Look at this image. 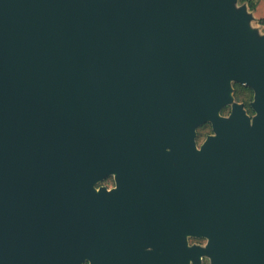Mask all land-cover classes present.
<instances>
[{
	"label": "water",
	"instance_id": "95a60500",
	"mask_svg": "<svg viewBox=\"0 0 264 264\" xmlns=\"http://www.w3.org/2000/svg\"><path fill=\"white\" fill-rule=\"evenodd\" d=\"M255 18L239 0H0V264H190V234L213 264H264ZM125 189L162 192L166 233L117 227Z\"/></svg>",
	"mask_w": 264,
	"mask_h": 264
},
{
	"label": "flooded vegetation",
	"instance_id": "af4514ba",
	"mask_svg": "<svg viewBox=\"0 0 264 264\" xmlns=\"http://www.w3.org/2000/svg\"><path fill=\"white\" fill-rule=\"evenodd\" d=\"M251 115H254V113ZM172 162L175 166L176 162L174 160H172ZM182 186H186V184ZM101 187H105L108 190L118 188L115 174L109 175L99 182L97 188ZM132 193V191L127 189L115 192L114 201H116L117 204L114 207V212L117 218V227L125 231H131L132 234L162 235L166 233V203L165 197L162 196V192L148 191L147 196L143 198L131 196ZM135 201H141L145 205H143V207H134L133 203ZM119 214L123 215L124 218H119ZM127 216L131 217L130 220L127 219ZM180 221H182V223H179V230L180 228L186 230L187 223L184 222L186 221L185 218H181ZM189 230L192 229L190 228ZM208 242L209 239L204 235H188L189 246L200 247L196 248L194 252V259L196 257V260L198 259L197 262L191 261L190 264H213L212 258L201 251V248L206 247Z\"/></svg>",
	"mask_w": 264,
	"mask_h": 264
},
{
	"label": "rangeland",
	"instance_id": "374dc122",
	"mask_svg": "<svg viewBox=\"0 0 264 264\" xmlns=\"http://www.w3.org/2000/svg\"><path fill=\"white\" fill-rule=\"evenodd\" d=\"M247 3L246 1L239 0V4ZM248 4V3H247ZM254 12V10H251ZM256 16V14H255ZM252 24L254 26H257L260 28L262 32H264V23L260 22V18L256 16V18L253 20ZM234 95L235 99L239 102H243L248 110V113L253 114L254 111L251 107V102L253 101L254 98V92L251 88L248 86L239 84V83H234ZM231 107L226 106L222 110V114L228 115L230 113ZM198 136H197V141L198 144H202V142L206 139L208 134L213 133L212 125L211 123L207 122L203 125H201L198 129Z\"/></svg>",
	"mask_w": 264,
	"mask_h": 264
},
{
	"label": "crops",
	"instance_id": "0c3cea01",
	"mask_svg": "<svg viewBox=\"0 0 264 264\" xmlns=\"http://www.w3.org/2000/svg\"><path fill=\"white\" fill-rule=\"evenodd\" d=\"M254 13L256 16H258L260 19H264V0H259L256 6V9L254 10Z\"/></svg>",
	"mask_w": 264,
	"mask_h": 264
},
{
	"label": "trees",
	"instance_id": "16d2710c",
	"mask_svg": "<svg viewBox=\"0 0 264 264\" xmlns=\"http://www.w3.org/2000/svg\"><path fill=\"white\" fill-rule=\"evenodd\" d=\"M243 1H246L248 3L250 10H255L259 0H243ZM260 22L264 23V19L261 18Z\"/></svg>",
	"mask_w": 264,
	"mask_h": 264
}]
</instances>
